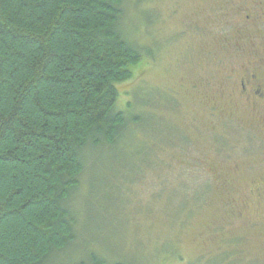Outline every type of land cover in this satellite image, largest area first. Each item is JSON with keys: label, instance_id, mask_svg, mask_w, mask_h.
<instances>
[{"label": "rangeland", "instance_id": "rangeland-1", "mask_svg": "<svg viewBox=\"0 0 264 264\" xmlns=\"http://www.w3.org/2000/svg\"><path fill=\"white\" fill-rule=\"evenodd\" d=\"M128 4L137 10L120 26L150 56L118 85L116 108L155 133L135 127L88 153L69 257L92 248L107 263L264 264V200L251 195L264 182V110L235 84L264 58V23L246 25L243 0Z\"/></svg>", "mask_w": 264, "mask_h": 264}, {"label": "trees", "instance_id": "trees-1", "mask_svg": "<svg viewBox=\"0 0 264 264\" xmlns=\"http://www.w3.org/2000/svg\"><path fill=\"white\" fill-rule=\"evenodd\" d=\"M136 7L0 0V264H125L67 251L88 153L115 149L135 127L155 133L116 108L118 85L150 56L120 26Z\"/></svg>", "mask_w": 264, "mask_h": 264}, {"label": "flooded vegetation", "instance_id": "flooded-vegetation-1", "mask_svg": "<svg viewBox=\"0 0 264 264\" xmlns=\"http://www.w3.org/2000/svg\"><path fill=\"white\" fill-rule=\"evenodd\" d=\"M243 2L248 5L245 9L246 11L244 10L247 12L245 16L246 25L263 24L264 2L262 0H243ZM262 36H264V33ZM250 66V68L244 69L243 76L235 82L236 94L246 105L264 110V58H257L253 63H250ZM258 126L261 136H264V118L260 120ZM257 185L254 187L251 195L256 194V198L259 196L263 197L264 200V182Z\"/></svg>", "mask_w": 264, "mask_h": 264}]
</instances>
